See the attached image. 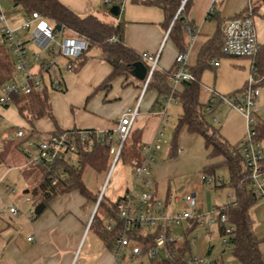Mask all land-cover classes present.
<instances>
[{"label": "crops", "instance_id": "obj_1", "mask_svg": "<svg viewBox=\"0 0 264 264\" xmlns=\"http://www.w3.org/2000/svg\"><path fill=\"white\" fill-rule=\"evenodd\" d=\"M58 1L81 18L96 16L106 23H122L123 42L127 47L138 55H159L158 70L162 72L175 66L180 51L169 35L167 36L172 26L170 25L168 30L163 26L164 11L156 4H152L157 0H113L112 6L105 5L104 0ZM180 1V8L187 4L181 20L184 21L186 28L196 31L195 40L190 48V36L187 31L184 37L185 45L189 48L188 66L194 74L199 68L208 41L218 29H223L230 20L244 14L249 0H216V3L215 0ZM256 1L252 0L253 10L259 8L258 14L261 16L255 17L256 30L258 25L257 37L260 46H264V3L260 5ZM115 7H119L118 16L112 13V8ZM219 54L206 55L205 68L219 69L221 65L215 66L217 61H214ZM84 59L78 70L65 75V91L49 94L55 123L48 117L37 120L34 123V135L72 130L114 131L121 116L140 103V113L134 131H141V145L154 142L157 133L164 126L160 114L164 104L160 102L162 96L158 91L155 89L146 91L144 87L146 79L139 80L132 74L127 80L115 79L111 88L107 90L100 89L112 72L111 66L96 47L90 48ZM141 63L148 74V63ZM201 74L197 77L199 81ZM171 112H176L179 120L182 115L181 104L177 101L169 102L167 104L169 120H171ZM1 114L2 121L14 127L8 131L0 129V264H113L112 247L107 246L95 229H90L96 209L95 203L84 197L86 201L80 200L76 191L52 199L44 212L34 219L31 218L30 210L36 208L38 196L33 208L31 206L29 210L18 208L17 216L10 214V207H16V198L13 195L16 193L14 182L25 181V185H28L30 180L24 175L26 160L21 153L20 142L15 140L11 133L15 130L30 133L31 126L20 116L14 105L3 109ZM219 121L221 124L220 119ZM197 143L198 136L188 133L184 128L177 141L178 152L181 151L182 154L183 151L189 152ZM169 151L171 152V148H168L167 152ZM207 155L208 153L202 161L203 169L209 164ZM164 157L165 155L160 156L162 162L154 161L152 165L148 191L165 203L167 212H179L181 199L188 193L196 194L199 208L204 212L208 211L203 209V201L200 198L201 191L205 187L200 182L203 173L199 175V182L195 183V178L182 167L181 159L168 160ZM116 168L121 171L122 178L112 192V196L107 198L111 202H115L132 189L136 182L129 161L124 159ZM15 171H19L16 178L12 175ZM214 178L223 180L216 175ZM223 185H225L224 180L222 184H214V187L223 188ZM32 191L34 192V189ZM25 193H30V190H26ZM30 199L33 202V198ZM230 202L233 201L223 205L214 203L213 207L222 208ZM250 217L256 236L262 240L260 250L264 260V199H260L250 210ZM103 221L106 225L111 220L103 219ZM185 227H188V223ZM206 236L207 245L204 243L196 254L192 251L193 255L221 260L227 264H240L233 254L232 247L222 244L220 226L215 231L210 230ZM88 239L90 241L86 253L81 257Z\"/></svg>", "mask_w": 264, "mask_h": 264}, {"label": "built area", "instance_id": "obj_2", "mask_svg": "<svg viewBox=\"0 0 264 264\" xmlns=\"http://www.w3.org/2000/svg\"><path fill=\"white\" fill-rule=\"evenodd\" d=\"M216 2L215 0L214 3ZM103 3L108 6L114 5L113 0H104ZM182 9L183 6L179 9L176 18ZM0 24L2 26L0 44L8 49L14 64L12 79L0 88L1 122V111L13 105L14 97L41 93L45 87H49L51 92H64L65 75L76 71L78 63L88 53L91 44L85 36L66 26H60L54 20L38 12L27 14L23 24L18 29H12L9 27L5 13L0 8ZM57 26H60L61 29L58 30ZM185 31L190 36V48L195 40L196 31L194 32L189 27ZM112 40L117 41L116 38ZM189 48L177 55L175 71L167 78L172 94L160 98L161 104H164L160 112L163 124L169 122L167 104L175 101L173 93L184 82L196 81V77L187 63ZM260 49L252 0H249L244 14L233 18L224 26L220 53L229 57L247 58L253 61ZM142 58L150 66L144 82L146 89L153 72L158 69L159 55L142 54ZM253 62L251 77L246 88L240 94L233 96L210 91L204 111L206 115H214L218 108H229L244 117L247 134L239 144L243 166L248 172L250 188L259 198L264 199V146L259 140L256 130L258 124L256 106L261 92L257 85ZM218 65L219 63L215 62V66ZM139 108L140 103L134 109L127 110L119 119L116 130L111 132L72 130L30 136L24 130H15L11 135L20 142L21 153L26 160L25 167L44 166L49 169L59 163L77 164L81 147L90 150L94 141H97L106 146L107 156L110 158V168L106 180L108 183L117 165L124 160L122 150L134 130L140 113ZM213 120L220 124L219 118ZM163 137L164 133L160 129L154 142L141 145V157H135L129 161L136 182L132 189L113 202L119 218L124 222V227L111 248L114 256L113 264H165L167 261L176 259L178 252L174 247L183 241V235H174L172 229L183 228L193 220L196 221L197 227L203 228L206 233L215 223L225 225V234L222 235L224 246L229 245V240L233 235L234 228L229 224L226 215L221 214L218 208H213L212 211H202L199 208L196 194L188 193L183 196L181 210L171 213L167 212L164 202L158 200L148 191L151 184L149 180L152 175L151 167L154 164L156 153L161 150ZM56 176L58 177H55L53 184L57 179H63L65 174L59 170ZM200 182L202 185H213L222 184L223 180H216L202 174ZM107 183L105 184L107 185ZM104 196L103 189L95 204L97 209ZM27 202H32V200L27 198ZM9 212L13 216L19 214V210L15 206L10 207ZM30 215L32 219L36 217L34 208L30 210ZM105 226L111 230L114 222L111 220ZM184 264L227 263L191 254L185 258Z\"/></svg>", "mask_w": 264, "mask_h": 264}, {"label": "trees", "instance_id": "obj_3", "mask_svg": "<svg viewBox=\"0 0 264 264\" xmlns=\"http://www.w3.org/2000/svg\"><path fill=\"white\" fill-rule=\"evenodd\" d=\"M15 4L24 7L27 14L38 12L49 19L54 20L60 26H66L73 31L85 36L90 41V48L96 47L102 52L104 60L111 66L112 72L106 78L100 89L107 90L111 88L112 83L117 78L128 79L134 66L139 62H145L142 55L127 47L123 42L124 26L122 23L109 24L100 20L96 16L81 18L72 11L63 6L58 0H12ZM257 4L262 5L264 0H257ZM156 4L164 11L165 21L163 26L166 30L172 26L169 32V38L179 49V53L184 52L188 46L185 45L184 37L186 26L181 20L187 4L183 7L180 14V0H157ZM261 7V6H259ZM176 18V19H175ZM116 38L117 41L112 39ZM223 43L221 29L208 41L199 63V68L194 72L195 82H184L180 88L173 93L175 101L179 102L182 107L180 116L174 133L171 145L170 157H175L177 141L182 129H187L188 133L203 138L205 149L208 153L207 159L209 164L204 168L206 176L215 177L216 170L225 166L229 173V186L234 191L235 200L218 208L221 214L226 215L228 222L234 228L229 245L232 247L234 256L240 264H264L263 256L260 250L262 242L253 229V221L250 217V210L259 202V198L250 188V179L248 172L243 166L242 155L239 147H232L221 135L207 122V115L204 111V105L200 103V82L199 74L207 65L206 55L209 56L219 53ZM84 57L80 60L76 70L84 63ZM148 65V64H147ZM257 85L264 87V46L254 59ZM148 68L150 66L148 65ZM14 64L8 49L0 44V88L12 79ZM175 71V66L168 71L162 72L155 69L151 80L146 88L155 89L160 96L168 97L172 94L171 88L167 83V78ZM51 89L45 87L41 93L32 94L23 97H14L13 105L18 109L20 116L31 126L30 136L35 134L34 123L44 117H48L55 123L52 113V106L49 99ZM259 140H264V122H258L256 126ZM92 132L94 130H91ZM111 132V131H110ZM122 156L126 160L135 157H141V131L133 130L130 138L125 143L122 150ZM85 167H91L97 173H105L110 168V158L107 156L105 145L94 141L90 150L83 149L79 152L78 163L69 165L59 163L49 169L44 166H38L35 169L41 174V183L34 188V193L38 196V204L48 205L52 199L78 192L82 197L95 204L99 195L93 196L83 183V170ZM65 174L63 179H57L53 184L55 177H58V171ZM24 175L28 178L26 173ZM223 185L222 187H225ZM37 204V205H38ZM114 222L113 229L108 230L102 218ZM221 234H225V225L219 224ZM124 227V222L119 218L115 203L111 202L105 196L102 198L97 212L93 218L90 229H95L102 240L108 247H112L118 234ZM197 227L195 220L188 222V227L184 230L183 241L175 245L178 257L165 264H184L185 258L192 254L190 233Z\"/></svg>", "mask_w": 264, "mask_h": 264}, {"label": "rangeland", "instance_id": "obj_4", "mask_svg": "<svg viewBox=\"0 0 264 264\" xmlns=\"http://www.w3.org/2000/svg\"><path fill=\"white\" fill-rule=\"evenodd\" d=\"M0 8L5 13L9 27L12 29H17L20 27L25 18L27 17V13L23 6L15 4L12 0H0ZM259 8L253 10V14L256 18L261 17L258 14ZM113 24V23H109ZM1 29V26H0ZM258 30V25H257ZM22 33V31H21ZM221 34L223 36V29H221ZM220 53V51H219ZM214 61L219 62L221 65L219 69H214L213 67H207L202 71L200 76V103L206 104L210 97L211 92H217L221 95L233 96L241 93L247 86L248 81L251 77V59L247 58H238V57H229L223 54H219L214 58ZM188 63V62H187ZM261 96L259 102L256 106V114L258 116V122H264V89L260 88ZM62 93V92H60ZM51 94V93H50ZM171 120L169 123L164 124L161 130L164 133L163 142L161 143V150L157 152L155 156L156 163L162 162L160 156H164V158L168 160L181 159L182 167L186 168L195 179L194 182H199V175L204 173V169L202 166L203 158L207 153L205 149L204 140L202 137L198 136V143L194 145L193 149L189 152L181 151L177 152L175 157H170V151L167 152L168 148H171L174 133L177 127L178 114L175 112H171ZM214 118H219L221 120V124H217L214 122ZM207 122L214 129L219 131V135H221L232 147H239V144L245 139L247 134V125L244 117L233 109H222L218 108L214 115H207ZM46 121H43L45 123ZM0 129L3 131H8L12 127V124H8L5 121L0 123ZM29 132L27 131V134ZM165 141V142H164ZM262 144L264 146V140H262ZM126 160V159H125ZM127 161H130L129 159ZM155 163V164H156ZM36 167L30 166L24 169V173L30 179L28 181V185H25V181H16L14 182V189L16 190L15 200H16V208L20 209H28L30 206L34 207V201L37 198L36 194L32 191L34 188L38 187L41 183V174ZM152 168V167H151ZM117 169V170H116ZM114 172L111 174L108 183L107 175L108 173H97L91 167H85L83 170V183L87 190L93 195H99L100 192L104 189L105 198H109L112 196V192L115 190L116 185H118L122 178L121 171L116 168ZM19 171L13 172L12 175L18 177ZM219 179H223L225 181L226 186L223 188L215 189L213 185H205L204 189L201 191L200 198L203 201V209H207L208 211H212L214 208V203L216 205H223L228 203L229 201L235 200L234 191L229 186V173L228 169L223 166L216 170V174ZM129 176V174H128ZM127 176V177H128ZM129 179V177H128ZM107 183V185L105 184ZM105 186V187H104ZM30 190V193L26 194L25 191ZM77 197H80V200H85L79 193H76ZM33 198V202H27V198ZM38 201V198L36 199ZM80 201V202H82ZM86 201V200H85ZM84 201V202H85ZM37 203V202H36ZM29 210V209H28ZM99 217L104 219L101 214ZM219 227V223H215L210 227V230L215 231ZM181 230L180 232L177 231ZM185 226L183 228H174L172 229V233L177 235H183ZM175 230L177 232H175ZM189 239L191 242L192 251L196 254L198 250L202 248L204 243L207 245L208 238L206 236V232L203 228L196 227L189 235ZM90 239H88L85 248L83 249L82 256L86 253L87 244Z\"/></svg>", "mask_w": 264, "mask_h": 264}, {"label": "water", "instance_id": "obj_5", "mask_svg": "<svg viewBox=\"0 0 264 264\" xmlns=\"http://www.w3.org/2000/svg\"><path fill=\"white\" fill-rule=\"evenodd\" d=\"M112 13H113L115 16H118V15H119V7L112 8ZM57 29L60 30V29H61L60 26H57ZM131 74H132L134 77L138 78L139 80H145V79L147 78V70H146L145 66H144L141 62L137 63V64L134 66V69H133V71L131 72ZM45 207H46V206H45L44 204H39V205H37L36 208H35V215H36V216L41 215V214L44 212ZM96 209H97V208H96ZM96 209H95V211H94L93 217H94L95 214H96V211H97Z\"/></svg>", "mask_w": 264, "mask_h": 264}, {"label": "bare ground", "instance_id": "obj_6", "mask_svg": "<svg viewBox=\"0 0 264 264\" xmlns=\"http://www.w3.org/2000/svg\"><path fill=\"white\" fill-rule=\"evenodd\" d=\"M193 73V72H192Z\"/></svg>", "mask_w": 264, "mask_h": 264}]
</instances>
